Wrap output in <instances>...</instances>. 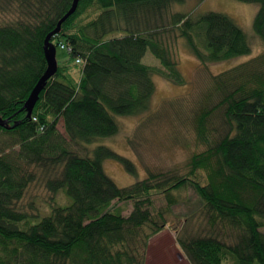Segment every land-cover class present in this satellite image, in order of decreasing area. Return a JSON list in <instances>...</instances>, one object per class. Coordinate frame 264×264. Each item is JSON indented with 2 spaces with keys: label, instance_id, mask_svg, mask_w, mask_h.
Returning a JSON list of instances; mask_svg holds the SVG:
<instances>
[{
  "label": "trees",
  "instance_id": "1",
  "mask_svg": "<svg viewBox=\"0 0 264 264\" xmlns=\"http://www.w3.org/2000/svg\"><path fill=\"white\" fill-rule=\"evenodd\" d=\"M181 1L80 0L50 39L74 62L58 61L28 117L25 103L47 70L46 38L73 0H0V14H17L0 24V264H146L149 242L168 226L162 211L155 218L154 198L164 195L172 209L184 188L207 223L197 234L174 230L189 264H264L263 56L214 76L218 100L195 124L206 149L192 155L187 174L149 172L119 187L104 162L133 174L135 165L105 145L92 148L119 132L117 116L151 110L154 76L186 84L170 33L202 64L251 54L234 19L172 13ZM238 1L259 5L253 29L264 42V0ZM147 52L160 66L143 63ZM42 176L71 203H53L47 215L26 211L21 203ZM127 202L125 215L119 204Z\"/></svg>",
  "mask_w": 264,
  "mask_h": 264
},
{
  "label": "rangeland",
  "instance_id": "2",
  "mask_svg": "<svg viewBox=\"0 0 264 264\" xmlns=\"http://www.w3.org/2000/svg\"><path fill=\"white\" fill-rule=\"evenodd\" d=\"M259 9L258 4L243 3L238 0H182L172 7V13L199 15L208 12L226 14L242 28L246 34L251 54L239 56L228 61L218 63H200L188 50L183 39L174 38L169 34L168 45L172 49L181 74L186 80L183 86L154 76L155 93L151 99V110L142 116H117L119 132L109 138L102 139L97 145H105L130 160L137 170L136 174L129 172L126 167L115 160L104 162L105 171L119 187H128L138 180L155 174L185 175L189 171L188 163L193 154L206 149L205 145L197 140L195 132L196 118L206 106L218 100L213 91L214 76L230 70L255 57L263 56L264 42L255 34L253 20ZM6 15L0 14V24L16 18L14 10ZM12 13V14H11ZM59 63L72 64L68 53L60 48L57 50ZM143 63L160 66V62L150 52L143 58ZM220 118H215L218 124ZM63 132V126L59 125ZM2 140V139H1ZM47 177L42 176L33 183L22 201L23 208L29 213L47 215L53 203L66 205L71 199L62 191L57 194L49 192L45 186ZM176 205L168 208L164 195L154 198L152 212L158 219L157 213L163 212L167 227L162 236L155 239L156 247L152 253L153 259L148 264H189L184 258L175 241V232L182 234L187 231L191 234L204 232L207 228L202 205L194 190L184 188L174 192ZM53 197V198H52ZM30 205L33 208H30ZM123 214L132 210V203H120ZM264 232V228L262 229ZM164 246L166 248H164ZM178 248V249H177ZM179 250V251H178Z\"/></svg>",
  "mask_w": 264,
  "mask_h": 264
},
{
  "label": "water",
  "instance_id": "3",
  "mask_svg": "<svg viewBox=\"0 0 264 264\" xmlns=\"http://www.w3.org/2000/svg\"><path fill=\"white\" fill-rule=\"evenodd\" d=\"M80 0H73L72 7L70 10L63 16V18L58 22V25L55 30H53L46 38L45 41V57L47 61V70L44 75L41 77L33 91L31 92L28 100L25 103L24 109L28 112V117L32 115V111L38 102L39 95L44 89L46 82L53 77L58 70V60H57V49L54 46H50V39L59 34L62 24L76 11ZM5 122L0 120V125H4Z\"/></svg>",
  "mask_w": 264,
  "mask_h": 264
},
{
  "label": "crops",
  "instance_id": "4",
  "mask_svg": "<svg viewBox=\"0 0 264 264\" xmlns=\"http://www.w3.org/2000/svg\"><path fill=\"white\" fill-rule=\"evenodd\" d=\"M164 232H166L165 230L164 231H162L161 233H159L158 235H156L155 237H153L152 239H151V241L149 242V246H148V250H147V260H146V264H148V260L149 259H153V255H152V253H153V251H154V248L156 247V243L154 242L155 241V239L157 238V237H159V238H161L162 239V237H165V235L164 236H162L163 235V233ZM167 233V232H166ZM167 235H168V233H167ZM167 237V236H166ZM165 237V238H166ZM164 248H166L165 246H164ZM178 249V248H177ZM179 251V250H178ZM184 258H185V256H183Z\"/></svg>",
  "mask_w": 264,
  "mask_h": 264
},
{
  "label": "built area",
  "instance_id": "5",
  "mask_svg": "<svg viewBox=\"0 0 264 264\" xmlns=\"http://www.w3.org/2000/svg\"><path fill=\"white\" fill-rule=\"evenodd\" d=\"M62 48H64V46H61Z\"/></svg>",
  "mask_w": 264,
  "mask_h": 264
}]
</instances>
